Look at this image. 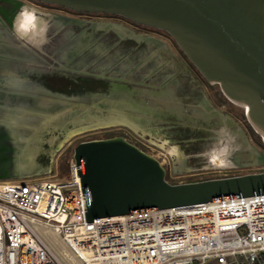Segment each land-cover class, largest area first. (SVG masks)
<instances>
[{
  "label": "flooded vegetation",
  "instance_id": "obj_1",
  "mask_svg": "<svg viewBox=\"0 0 264 264\" xmlns=\"http://www.w3.org/2000/svg\"><path fill=\"white\" fill-rule=\"evenodd\" d=\"M22 8L33 10L42 19L44 28L41 34L28 35L27 38L18 35L17 20ZM55 10L64 13H53ZM105 17L117 21L100 20ZM100 29L102 31L99 32ZM163 34L170 35L163 29L136 23L120 14L74 10L39 0H0V152L15 155L14 164L22 169L37 166V162L28 161L23 155L42 151L39 145L41 136L47 133L51 125L49 104H53V100L59 104L67 98L62 93L54 96L47 85H93L103 81L106 85H113L112 92L115 93L117 85L120 89L124 88L123 85H153L150 80L160 78L162 73L183 70L175 52L177 42L165 41L161 38L166 36ZM185 68L191 73L189 67ZM185 76L176 78L167 74V85L158 83L155 87L161 91L155 94L168 96L172 99L168 101L171 104L177 103L174 100L198 102L196 98H200L197 106L183 102L178 108L183 112L182 116H200L203 118L200 120L209 126H232L236 140L242 146L240 150L245 151L247 158L243 159L244 155L239 152L238 156H233V161L239 163V167L243 165L242 160H246V165L250 166L264 163V152L258 149L255 140L238 127L233 118L211 110L213 106L209 101L212 96L205 91L207 86L187 85ZM182 84L187 87L183 89L185 86ZM131 93L125 94L131 96ZM144 97L147 110L149 98L154 102L159 100L155 96ZM215 115L220 121L212 123ZM144 119L148 120L146 117ZM185 126L193 130L192 126ZM207 130L217 137L216 130ZM174 137H177L174 141L178 145L168 151L170 157L163 152L161 154L172 159L171 162L167 159L164 161L178 173L192 172L209 162L214 164L211 168H222L211 160L213 150L204 152V145L194 144L198 141L195 137L186 138L182 134ZM221 141L225 142L226 139ZM150 143L153 144L148 138L143 141L146 147H152ZM151 154L163 161L157 154Z\"/></svg>",
  "mask_w": 264,
  "mask_h": 264
},
{
  "label": "water",
  "instance_id": "obj_2",
  "mask_svg": "<svg viewBox=\"0 0 264 264\" xmlns=\"http://www.w3.org/2000/svg\"><path fill=\"white\" fill-rule=\"evenodd\" d=\"M39 1L120 14L167 31L219 96L246 114L264 140V0ZM73 158L88 221L264 193V171L171 183L162 162L123 135L81 141Z\"/></svg>",
  "mask_w": 264,
  "mask_h": 264
},
{
  "label": "built area",
  "instance_id": "obj_3",
  "mask_svg": "<svg viewBox=\"0 0 264 264\" xmlns=\"http://www.w3.org/2000/svg\"><path fill=\"white\" fill-rule=\"evenodd\" d=\"M161 162L171 183L238 175ZM85 211L74 158L64 180L0 178V264H264V193L93 221Z\"/></svg>",
  "mask_w": 264,
  "mask_h": 264
},
{
  "label": "rangeland",
  "instance_id": "obj_4",
  "mask_svg": "<svg viewBox=\"0 0 264 264\" xmlns=\"http://www.w3.org/2000/svg\"><path fill=\"white\" fill-rule=\"evenodd\" d=\"M53 13L64 12L55 10ZM67 15H70V13H67ZM100 20L117 21L106 17L105 19ZM100 31H102V29H100L99 32ZM169 36H161V38L165 39L167 42H171V40L174 42L175 39ZM175 52L179 57L183 70L178 69L177 71V69H175L174 71H169L167 74L176 78H181L186 75L184 81L187 85L188 83H192L197 86H207L206 89L205 87L203 88L207 93L208 91L211 93L212 97H210L209 101V104L211 103L213 106L211 110L217 109L220 113L233 118L238 124V127L240 126L243 128L244 132L248 133L249 137H252L255 140L258 149L264 152V140L253 129L246 114L240 112L219 96L214 86L204 78L178 45L175 47ZM186 66L189 67L191 73L187 72L185 68ZM167 74L162 73L163 76L160 78L151 79L150 82H152L153 85H147L148 83L146 85H123L124 88L121 89L119 88L120 86L117 85L115 93L112 92L113 85H106L103 81H98L93 85H47L54 96L62 93L67 95V98L62 102H58L59 104H55L57 102L54 100L52 101L53 104H49L51 109L48 113H50L51 116V125L49 126L47 133L42 134L43 136H41V142L39 145L41 146L42 151L23 155L24 159L34 161L35 163L37 162V166L35 165L36 167L33 169H22L14 164L15 155L0 152V178L18 179L32 177L44 178L47 180H64L68 177L69 164L73 158L76 145L81 141L94 138H104L108 133L125 136L128 140L137 144L139 147H145L151 153L160 156L163 162H165L164 159H167L170 162L172 161L171 158H167L161 153L163 152L170 157L168 151L173 150V148L178 145L177 141H174V139L177 138L174 137L176 134H182L186 138L192 136L195 137L198 141H195L194 144L204 145V152H209L211 150L227 151L226 153L228 155H226V153L223 154L226 159H230V156L234 159L232 156H238V153L240 152L244 155L243 159H247L245 157V151L240 150L242 148L240 143H234V138L231 139L228 137L226 142H223L221 141L222 135H217L216 139L215 135L213 133L210 134L207 130H220L225 127L227 128V126L221 127V125L215 126L212 124L209 126L200 120L202 118L200 116L195 118L190 114L187 118L184 115L182 116L183 112L178 109L182 106V103L187 102L197 106L201 102L200 98H196L198 102H195V100H174L177 103L171 104L168 101H172V99L168 96H158L155 94L157 91H161L155 87L158 83V85H167ZM84 82L86 83L87 81L84 80ZM171 82L173 83V80H171ZM182 85L185 86V84ZM186 87L187 86L183 89ZM196 89L200 90L199 87ZM179 90H181V87ZM129 91L132 92L131 96L125 94ZM94 94L99 95L92 96ZM145 95L155 96L159 99L154 102V99L149 98L150 102L148 103V110L145 107ZM80 96L81 98H79ZM46 108H49V106ZM145 117L148 120H145ZM215 121H220L216 115L212 117V123ZM146 122H148L147 125ZM185 125L192 126L193 130L191 131V129L187 128ZM231 130H233L232 127L225 131ZM169 135L172 136L170 137ZM210 136L214 137L208 139ZM146 138L152 140L153 144L150 143L152 147H146L143 144V141H146ZM200 138H205V140L199 141ZM232 148L233 150L238 148L239 151H234V153L231 154L229 151ZM207 160L209 161L208 158ZM245 162L246 160H242L243 165L240 167L239 163H237L238 167H231V173L243 174L264 171V163L250 166L246 165L248 163ZM166 164L168 165V163ZM213 165L214 164H210V162L203 163L200 169L193 171H204L201 176L208 177L211 172L216 170L211 168ZM168 166L171 167L170 165ZM203 167L206 168L203 169Z\"/></svg>",
  "mask_w": 264,
  "mask_h": 264
},
{
  "label": "crops",
  "instance_id": "obj_5",
  "mask_svg": "<svg viewBox=\"0 0 264 264\" xmlns=\"http://www.w3.org/2000/svg\"><path fill=\"white\" fill-rule=\"evenodd\" d=\"M214 112L215 113H219V114H221V115H225V114H222V113H220V112H217L216 110H214ZM225 116H227V115H225ZM230 127H232V126H227V128L225 127V128H223V129H220V130H216V132H217V134H218V136L219 135H222V137H221V139H228V137L229 138H231V139H235V141H234V143H238L237 142V140H236V133H235V130L233 129V130H231V131H225V130H228V129H230ZM226 133V134H225ZM226 135V136H225ZM230 139V140H231ZM226 142V141H225ZM231 144H232V142H231ZM238 148H235L234 150H233V148L232 149H230V153L232 154V153H234V151L235 150H237ZM227 150V149H226ZM211 152V151H210ZM227 152V151H226ZM225 151H223V150H220V151H212L211 152V160L213 161V163H216V164H218V165H221V167L223 168H227V167H235V166H237V163L236 162H234L233 161V159L231 158V156H230V159H226L224 156H223V154H225L226 153ZM226 155H228L227 153H226ZM234 156V155H233ZM232 156V157H233ZM226 157H228V156H226Z\"/></svg>",
  "mask_w": 264,
  "mask_h": 264
},
{
  "label": "trees",
  "instance_id": "obj_6",
  "mask_svg": "<svg viewBox=\"0 0 264 264\" xmlns=\"http://www.w3.org/2000/svg\"><path fill=\"white\" fill-rule=\"evenodd\" d=\"M29 11L34 13V21L33 22L35 23L36 27L33 28V29H31V31L28 33V35H38V34H41L42 33V29L44 28L43 27V24H42V19L39 16H37L33 10L29 9ZM33 22L28 21L27 20V17H21L19 15L18 20H17V27L19 25H22V24H31ZM115 135H117V134L108 133L106 135V137H111V136H115ZM166 178L168 180H170V178H169L168 175L166 176Z\"/></svg>",
  "mask_w": 264,
  "mask_h": 264
},
{
  "label": "clouds",
  "instance_id": "obj_7",
  "mask_svg": "<svg viewBox=\"0 0 264 264\" xmlns=\"http://www.w3.org/2000/svg\"><path fill=\"white\" fill-rule=\"evenodd\" d=\"M21 17H27V20L30 22L34 21V13L30 12L27 8H22L20 14ZM35 23L31 24H22L17 27V33L21 38H27L28 33L31 31V29L35 28Z\"/></svg>",
  "mask_w": 264,
  "mask_h": 264
}]
</instances>
